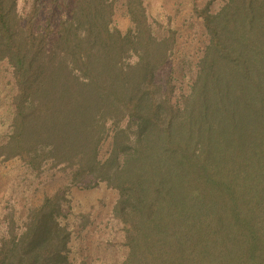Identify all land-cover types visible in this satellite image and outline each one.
<instances>
[{"label":"trees","instance_id":"1","mask_svg":"<svg viewBox=\"0 0 264 264\" xmlns=\"http://www.w3.org/2000/svg\"><path fill=\"white\" fill-rule=\"evenodd\" d=\"M193 13L195 60L146 0H0V160L64 177L22 219L6 204L0 264H72L68 195L100 184L128 249L115 264H264V0Z\"/></svg>","mask_w":264,"mask_h":264},{"label":"rangeland","instance_id":"2","mask_svg":"<svg viewBox=\"0 0 264 264\" xmlns=\"http://www.w3.org/2000/svg\"><path fill=\"white\" fill-rule=\"evenodd\" d=\"M224 0H146L149 14L159 21L168 22L180 31L179 43L182 53L190 59H197L206 41L201 20L194 16V5L210 4L218 9ZM115 25L126 31L131 25L123 2L118 3ZM185 85V84H183ZM12 85L6 65L0 64V144L6 139L13 108L11 106ZM109 140L102 152L105 158L110 150ZM64 183L62 175L46 171L41 178L21 161L0 160V219L6 204L16 207L18 218L39 204L46 195L54 194ZM66 216L62 223L73 233L70 260L72 264H115L126 259L128 249L124 243V232L113 216L117 194L104 184L86 190L74 188L68 195ZM81 214H89L90 222L82 226ZM2 226L0 225V234Z\"/></svg>","mask_w":264,"mask_h":264}]
</instances>
